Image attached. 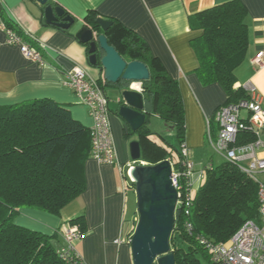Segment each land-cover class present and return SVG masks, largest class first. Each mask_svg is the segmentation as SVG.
Wrapping results in <instances>:
<instances>
[{"label":"trees","instance_id":"16d2710c","mask_svg":"<svg viewBox=\"0 0 264 264\" xmlns=\"http://www.w3.org/2000/svg\"><path fill=\"white\" fill-rule=\"evenodd\" d=\"M96 18L89 14L84 21L99 30ZM108 20L113 22L105 32L109 45L127 61L144 63L150 74L141 84L146 123L136 133L128 128L126 136L137 137L142 161L156 164L170 159L179 168L185 115L178 82L152 56L142 38L116 20ZM190 23L193 30L200 32L191 45L202 85L218 84L226 95L224 104L244 98L235 75L248 48L244 4L240 0L224 2L194 14ZM150 115L157 116L175 136V162L167 144L151 136L147 127ZM251 139L245 133L240 141ZM86 153L90 155L89 128L55 101L39 99L0 105V264H63L57 249L62 244L60 230L66 222L53 234H46L19 225L15 219L22 209L59 215L84 189L81 164ZM83 217L68 221L76 224L82 234ZM258 219L256 182L223 160L205 170L190 199L188 214L182 208L175 211L170 237L175 264H211L199 238L227 243L245 221ZM186 221L191 223V231L186 230Z\"/></svg>","mask_w":264,"mask_h":264},{"label":"crops","instance_id":"0c3cea01","mask_svg":"<svg viewBox=\"0 0 264 264\" xmlns=\"http://www.w3.org/2000/svg\"><path fill=\"white\" fill-rule=\"evenodd\" d=\"M227 1L230 0H54L53 6H61L77 21L75 29L61 30L44 23L36 0H3L2 19L16 31L28 32L45 49L39 48L44 63H34L17 46L7 44L6 35L0 30V105L51 99L68 109L88 129L92 121L86 107L62 83L66 72L76 66L84 68L100 81L109 100L113 142L119 165L125 172L128 164L133 163L128 147L131 139L126 136L127 125L116 113L117 101L122 90L130 86L140 91L139 85L104 82L99 70L88 66L85 45L74 38L75 30L86 23L84 20L89 14L116 20L142 38L152 56L178 82L185 115L184 144L195 168H203L207 162L215 166L223 157L211 148L210 139L217 132L213 119L216 109L226 101V95L218 84L202 85L196 74L198 60L191 40L200 32L191 28L190 18ZM240 1L247 10L248 48L244 61L235 70L236 84L251 82L264 98V66L258 68L252 63L255 55L264 51V0ZM21 35L29 41L23 32ZM150 118L155 128L166 129L157 116L150 115ZM208 122L211 137L207 135ZM166 131L171 135L170 129ZM260 138L264 142V129ZM258 156L264 158V147L258 150ZM216 158L219 162L214 164ZM81 170L84 189L59 215L22 209L16 223L53 234L63 223L82 215L84 234L75 248L86 264H132L130 238L138 220L134 186L121 177L117 165L98 164L87 153L82 158ZM256 179L264 183V172L258 173Z\"/></svg>","mask_w":264,"mask_h":264},{"label":"built area","instance_id":"2783aa9c","mask_svg":"<svg viewBox=\"0 0 264 264\" xmlns=\"http://www.w3.org/2000/svg\"><path fill=\"white\" fill-rule=\"evenodd\" d=\"M53 1L48 0L49 3ZM2 2L3 0H0V6ZM0 30L6 35V43L17 46L27 60L39 65L44 63L39 48L45 47L36 39L29 37L28 32L16 31L1 16ZM22 32L36 43L35 46L30 39L29 41L23 39ZM252 63L255 67L262 68L264 51L258 52ZM62 83L75 93L78 102L86 107L91 118L92 124L89 127L91 158L98 164L117 165L121 177L132 183L130 170L134 166L133 163L147 164L138 160L128 164L125 172L119 165L109 122V100L100 81L90 76L84 68L76 66L65 73ZM241 88L245 93L244 98L235 103L222 104L216 109L213 120L217 132L215 138L210 139V144L215 154L234 164L256 182L259 219L257 222L245 221L227 243H214L199 238L198 241L206 251L211 264H264V183L256 179L258 173L264 172V158L258 156V150L264 147V142L260 138L264 129V98L251 82L241 85ZM209 124L208 122L207 135L211 137ZM245 133L252 139L241 142V135ZM180 155L179 168H175L172 161L168 160L172 166L171 181L178 195L176 210L182 208L187 215L194 184H200L205 170L211 169L213 165L207 162L202 169L196 170L185 144L180 147ZM184 225L187 231H191L190 222L186 221ZM60 235L62 244L57 249V254L63 264H86L75 248V243L83 236L79 227L67 222L62 226Z\"/></svg>","mask_w":264,"mask_h":264},{"label":"water","instance_id":"95a60500","mask_svg":"<svg viewBox=\"0 0 264 264\" xmlns=\"http://www.w3.org/2000/svg\"><path fill=\"white\" fill-rule=\"evenodd\" d=\"M36 1L41 6V18L45 24L61 30L77 27L76 19L61 6H53L48 0ZM95 22L99 30L83 23L75 30L74 38L85 45L88 66L97 68L104 82L139 85L140 91L128 86L120 92L116 109L129 130L136 133L146 123L141 84L149 79V70L140 61H127L109 45L105 32L111 27V20L98 17ZM128 147L131 160L138 161L141 158L139 142L132 140ZM171 172L168 159L156 164L134 165L130 170L138 214L130 238L132 264H175L170 237L175 224L178 195L171 181Z\"/></svg>","mask_w":264,"mask_h":264},{"label":"rangeland","instance_id":"374dc122","mask_svg":"<svg viewBox=\"0 0 264 264\" xmlns=\"http://www.w3.org/2000/svg\"><path fill=\"white\" fill-rule=\"evenodd\" d=\"M87 68H89V67H87ZM148 118L151 119L150 116ZM147 127L149 128V130L151 132L153 131L152 132L153 134L151 135L153 137V139H155L156 141H159L160 143L167 144L168 150L170 151V154L173 156V161L175 162L176 161V158H177V154H176V152L174 151V149L172 147H174V146L178 147V143H177V140H176L175 136L173 135V133L170 135L166 131V129H164L163 127H157V128H155L154 122H152V124H151V122L149 120H148V123H147ZM134 136L135 135H130L129 136V138L131 139V141L135 138ZM218 162H219V159L216 158L214 164H217ZM197 167H199V166H196V168H195L196 170L202 169L200 167L199 168H197ZM198 187H199V184L198 183L197 184L195 183L194 186H193V189H192L193 195L196 194V192L198 190ZM16 220H17V218L15 219V221ZM19 225H21V224H19ZM203 264H205V263H203Z\"/></svg>","mask_w":264,"mask_h":264},{"label":"bare ground","instance_id":"6f19581e","mask_svg":"<svg viewBox=\"0 0 264 264\" xmlns=\"http://www.w3.org/2000/svg\"><path fill=\"white\" fill-rule=\"evenodd\" d=\"M136 88V87H135Z\"/></svg>","mask_w":264,"mask_h":264}]
</instances>
